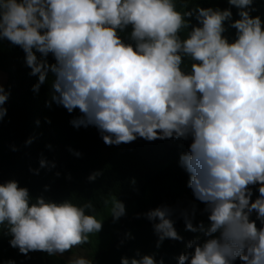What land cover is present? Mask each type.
Segmentation results:
<instances>
[{"label": "clouds", "instance_id": "1", "mask_svg": "<svg viewBox=\"0 0 264 264\" xmlns=\"http://www.w3.org/2000/svg\"><path fill=\"white\" fill-rule=\"evenodd\" d=\"M228 4L239 19L231 7L189 8V0H180L186 11L178 10L177 0H0V40L25 53L29 75L38 76L33 91L53 74L47 106L54 102L69 113L78 108L73 126H95L106 144L117 146L138 137L191 139L179 163L189 174L187 186L205 204L208 223L194 224L195 204H162L143 213L157 248L165 239L183 240L174 216L200 234L187 242L177 264H264V20L251 15L254 0ZM129 26L131 43L120 35ZM228 27L237 30L232 42L224 35ZM10 95L0 85V120ZM46 163L40 160L41 167ZM256 185L259 195L250 187ZM94 213L90 201L32 202L18 181L0 184V229L25 256L63 254L87 243L102 229ZM125 214L115 198L110 216L115 221ZM67 264L94 262L78 255ZM120 264L164 262L137 251Z\"/></svg>", "mask_w": 264, "mask_h": 264}, {"label": "trees", "instance_id": "2", "mask_svg": "<svg viewBox=\"0 0 264 264\" xmlns=\"http://www.w3.org/2000/svg\"><path fill=\"white\" fill-rule=\"evenodd\" d=\"M196 5L222 10L231 7L233 19L240 18L228 0H189V8ZM177 7L180 11L187 10L181 7L180 0H177ZM253 7L256 10L251 15L264 20V0H254ZM191 21L192 25L199 26L194 17ZM130 31L131 26L120 33L125 42H132ZM190 31L191 26L180 33L181 38ZM236 31L228 27L224 35L232 42ZM37 56L41 58L39 53ZM47 60L50 64L55 63L51 54ZM190 63L185 58V64ZM30 71L23 50L6 39L0 40V72L6 75L3 86L11 92L4 105L7 115L0 120V184L18 181L20 187L28 188L32 202L37 197L57 203L90 201L94 214L103 220L102 229L90 234L89 241L76 248L83 250L94 264H120L121 257H135L137 251L140 256L155 254V259H163L164 264H177L187 242L200 234L187 231L183 219L174 216V227L183 240L165 239L157 248L158 237L152 222L143 213L162 204L173 207L195 204L194 224L201 220L208 223V214L203 212L205 204L198 201L187 186L189 174L179 163L181 154L188 151L191 139L148 141L138 137L130 143L108 145L95 126L77 128L70 123L81 115L78 108L69 113L54 102L47 106L54 79L51 72L35 92L33 85L38 76H30ZM29 139L32 140L30 144L26 143ZM41 159L47 162L45 167L40 166ZM97 172L100 175L89 180V176ZM250 187L253 195H259L258 185ZM115 198L124 203L126 214L114 221L110 215ZM251 219H255V213ZM257 226H260L259 222ZM5 232L6 229H0V264L8 260L15 264L68 262L58 254L42 251H31L25 256L9 245L11 236ZM127 233H131L132 238ZM235 264L242 262L237 259Z\"/></svg>", "mask_w": 264, "mask_h": 264}, {"label": "rangeland", "instance_id": "3", "mask_svg": "<svg viewBox=\"0 0 264 264\" xmlns=\"http://www.w3.org/2000/svg\"><path fill=\"white\" fill-rule=\"evenodd\" d=\"M5 77H6V75L0 72V85H4V83H5ZM72 250L74 251L72 254H68V252H65L63 254H58V255L61 256V257H63V258H65L67 261H68V259L71 256L74 257V256H78V255H83V256L88 257L83 250H77V248H74Z\"/></svg>", "mask_w": 264, "mask_h": 264}]
</instances>
